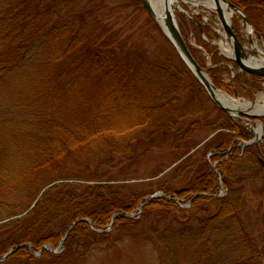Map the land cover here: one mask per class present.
I'll return each mask as SVG.
<instances>
[{"label": "rangeland", "instance_id": "rangeland-1", "mask_svg": "<svg viewBox=\"0 0 264 264\" xmlns=\"http://www.w3.org/2000/svg\"><path fill=\"white\" fill-rule=\"evenodd\" d=\"M209 2L210 0H188L175 7V19L186 44L195 51L200 66L212 83V77L220 75L212 74L210 69L220 64L226 67L227 63L229 71L224 75L225 82L233 80L238 74L242 75V79H246L251 74L239 71L238 64L231 59L234 57L233 47L224 36L218 15L213 9L203 7ZM68 8L71 19L84 27L90 44L101 48L111 47L120 57L134 60L137 64L167 61L173 72L188 76L186 72L189 69L140 0H69ZM230 23L237 29V39L246 47L249 57L253 41L264 52V42L255 31L248 30L239 15L232 14ZM207 26L217 34L216 40L209 41L206 33L201 31ZM214 56L218 60L225 58L227 61L215 65ZM232 62L237 65L236 71ZM60 66L64 76L58 81L54 80V83L56 82L63 92L70 81L78 76L85 77L87 92L95 91L96 87H99V75L93 71L91 59L82 52L73 54L69 60L62 61ZM251 76L256 79L255 88L244 89L245 83H241L240 88L234 81L232 86L235 92L229 93L215 86L232 101L252 105L257 99L264 105V96L258 100L259 96L264 95V78ZM197 83L203 90H199ZM162 87L169 89V86L163 83ZM194 92L202 107L199 113L184 115L179 122L180 127H170L168 120L172 113H164V117L155 119L153 124L143 128L148 137L134 147L130 156L114 154L111 151L112 142L108 141L94 147H86L82 159L56 174V177L62 176L69 182L112 185L118 186L120 191L140 192L145 194V200L161 197L160 194L164 195L163 189H169L171 196L166 197L177 201L178 208L152 206L145 209L141 206L136 213L128 215L130 220H121L113 227L112 216L102 229H94L89 217L76 219L71 221L68 227L62 226L52 230L56 242L59 240L55 245L46 243L37 250L31 249L30 259L16 260L10 264H179L182 251L186 254L185 262L187 260L192 263L200 261L199 264H236L245 261L250 264H264V154L261 150V146L264 147V116L250 119L258 121L263 128L259 138L261 153H257L254 143H250L255 136L256 125L231 118L220 110L193 74L192 79L187 77L185 93L181 96H169V102L175 109H183L189 99H192ZM8 96L0 85V147L7 150V156L11 158L12 163L23 157L25 163L30 158L29 151L35 149L38 141L36 134H33L35 131H30L33 127L29 123L34 124L33 119L25 107H16ZM75 104L63 94L55 97L54 103L47 111H42L46 120L58 121L75 111ZM220 112L239 123L240 127L250 134V139H237L236 146L242 150L250 146L252 154L238 157L232 172L226 178V185L221 182V195L233 198L234 210L244 233L242 229L235 227L237 224L225 222L226 218L205 224L207 227L203 229L200 220L196 216L193 217L190 211V202L182 203L176 200L175 192L188 185L189 177L197 166L207 163L218 174L216 163L211 162L220 141L218 133L234 131L220 128V125L218 128L215 126L216 123L221 124L218 122ZM3 121L7 122L11 129L17 130L8 133L10 130L4 128ZM178 128L187 134L180 142H177L176 136ZM15 134L21 139L15 137ZM12 135L14 136L11 137ZM243 142L245 144L240 146ZM25 153H28L27 156ZM51 180L50 175L41 174L19 198L15 196L10 203L15 207L19 205L18 213L29 207L17 217L29 212L34 205L31 198L34 196L37 201L43 191L53 184ZM200 209L206 213L203 210L205 207ZM8 214V210L0 207V224L15 218H8ZM79 220L92 233L81 228ZM3 235L0 233V240ZM20 246L23 244L16 245ZM12 248L2 253L0 262L6 259V254L8 256L14 253ZM43 251L56 257L43 255Z\"/></svg>", "mask_w": 264, "mask_h": 264}, {"label": "trees", "instance_id": "trees-1", "mask_svg": "<svg viewBox=\"0 0 264 264\" xmlns=\"http://www.w3.org/2000/svg\"><path fill=\"white\" fill-rule=\"evenodd\" d=\"M229 1L244 12L255 33L264 42V0ZM68 2L69 0H0V85L9 94L13 105L28 110L35 124L28 122L33 127L29 129L35 131L33 134L38 139L35 149L31 147L29 151L31 155L27 163H24V157L12 163L7 150L0 147V207L8 210V218L15 217L0 224V233L4 234L0 240V259L6 249L13 247L15 250L0 264L30 259L31 249L37 250L46 243L55 245L59 240L56 242L52 230L68 227L76 219L89 217L94 229H102L112 216L113 227L121 220H130L128 215L136 213L141 206L145 209L152 206L178 208L177 201L172 199L158 197L145 200V194L132 190L120 191L118 186L69 182L62 176L56 177L60 170L69 168L82 159L88 146L94 147L109 141L112 142L111 151L114 154L130 156L134 147L148 137L143 128L153 124L155 119L170 112L172 117L168 120V125L172 128L180 127L179 122L184 115L199 113L202 107L195 92L183 109H175L169 102V96L184 94L187 77L192 79L191 72L185 67L186 77L173 72L167 61H137V64L134 60L120 57L111 47L101 48L90 44L84 27L71 19ZM233 30L237 32L235 26ZM201 31L206 33L209 41L218 37L210 26ZM77 52H82L91 59L93 71L99 75L100 85L95 91H86L84 76L71 80L65 92L54 83V80L58 81L64 76L60 69L61 62L69 60ZM190 52L201 65L195 51L190 49ZM214 61L217 65L227 60H218L214 56ZM228 64L226 67L220 64L210 69L212 74L220 75L212 77L214 85L229 93L235 92L232 86L234 81L240 88L245 83L244 89L257 86L255 77L251 75L242 79V75L238 74L233 80L225 82ZM231 64L236 71L237 65L233 62ZM162 83L169 86V89L162 87ZM197 86L200 91L203 90L198 83ZM63 94L68 100L72 99L77 108L65 119L46 120L44 112L54 103L55 97ZM218 118L221 124L216 123L217 128L220 125V128L234 130L218 133L220 141L211 158V162L216 163L218 174L207 163L197 166L189 177L188 185L175 192L176 200L190 202V211L193 217L200 220L203 229L209 223L226 218L225 222L237 224L235 227L243 231L234 210L233 198L221 195V182L226 185V178L232 172L238 157L252 154L250 146L243 150L236 146L237 139H250V134L223 112H220ZM42 119L46 121L43 122ZM3 124L4 128L10 130L8 133L15 129H11L7 122L3 121ZM181 130L178 128L176 131L177 142L183 141L187 135ZM15 137L21 139L16 134ZM261 150L264 154L263 146ZM44 173L50 175L53 184L43 191L37 201L33 196V207L24 216L17 217L29 207L18 213L19 205L15 207L10 202L15 196L19 198ZM163 192L165 196H171L169 189H163ZM201 207H205L203 210L206 213L201 211ZM78 224L92 233L82 221L79 220ZM22 244L23 246L16 247ZM43 255L56 257L47 251H43ZM185 257L186 254L182 251L179 264L200 263L185 262ZM240 263L250 264L245 261Z\"/></svg>", "mask_w": 264, "mask_h": 264}, {"label": "water", "instance_id": "water-1", "mask_svg": "<svg viewBox=\"0 0 264 264\" xmlns=\"http://www.w3.org/2000/svg\"><path fill=\"white\" fill-rule=\"evenodd\" d=\"M143 6L148 10V12L156 19L166 36L169 38L170 42L174 46L175 50L189 69L197 81L202 85L205 89L206 93L208 94L210 100L223 112H225L229 117L235 118L237 120L245 121L248 123H254L256 125V130L254 131V138L250 143H254L256 147V152L261 153L260 151V137L262 136V125L255 120L258 117L264 116V114H250L248 112H244L239 109L232 108L224 103H222L218 97L217 93H221L225 95L224 92L220 91L206 76L204 69L197 63L194 59L193 55L191 54L186 41L177 25L174 10H170L168 6L165 10L164 16V27L159 23L156 14L152 10V7L148 0H140ZM187 2L188 0H181V2ZM194 2V1H193ZM209 5L203 6L210 9H213L215 13L218 15L220 20V25L222 27V31L224 36L227 38L231 46L233 47L234 57L231 59L235 61L239 66V71H245L251 75L260 76L264 78V65H257L250 63V57L247 54L246 47L237 39L236 34L233 31L232 24L230 23V17L232 14L236 13L240 16L243 22L248 27V30H253L251 24L249 23L247 17L245 16L244 12L240 10L236 5L231 3L229 0H210ZM180 5V2L179 4ZM230 14V15H229ZM251 43V39L249 40ZM236 95L238 96L237 92ZM254 105V103H252ZM245 143H241L240 146H243ZM259 161L262 163L261 157H259ZM161 197L165 199H169V197L164 196L163 194ZM73 225V224H72ZM72 225L69 227L71 228ZM11 252V251H10ZM7 257V254L4 256Z\"/></svg>", "mask_w": 264, "mask_h": 264}, {"label": "bare ground", "instance_id": "bare-ground-1", "mask_svg": "<svg viewBox=\"0 0 264 264\" xmlns=\"http://www.w3.org/2000/svg\"><path fill=\"white\" fill-rule=\"evenodd\" d=\"M148 1L152 7V10L156 14V17L158 18L159 23L163 27H164V16H165L166 7L168 6L170 10H174L175 7H178L179 2H181V0H148ZM250 59H251L250 63L252 64L264 65V52L258 48L256 42L254 41L252 44V48L250 50ZM263 96L264 95L259 96L258 100ZM217 97L222 103L232 108L239 109L244 112H248L250 114H264V105L260 104L257 101V99L255 101V104L251 105L250 103H240V102L232 101L230 98L220 93H217Z\"/></svg>", "mask_w": 264, "mask_h": 264}, {"label": "flooded vegetation", "instance_id": "flooded-vegetation-1", "mask_svg": "<svg viewBox=\"0 0 264 264\" xmlns=\"http://www.w3.org/2000/svg\"><path fill=\"white\" fill-rule=\"evenodd\" d=\"M235 33V32H234ZM235 34H237V33H235Z\"/></svg>", "mask_w": 264, "mask_h": 264}]
</instances>
